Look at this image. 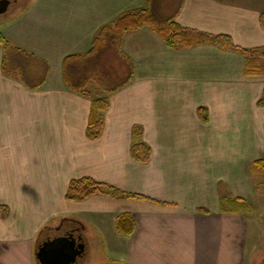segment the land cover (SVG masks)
<instances>
[{
	"label": "crops",
	"instance_id": "crops-1",
	"mask_svg": "<svg viewBox=\"0 0 264 264\" xmlns=\"http://www.w3.org/2000/svg\"><path fill=\"white\" fill-rule=\"evenodd\" d=\"M145 6L242 47L264 45V0H30L4 33L49 69L40 87L27 86L4 73L0 44V264H38L44 227L47 241L81 236V256L97 253L94 264L264 262L253 246L264 229V170L253 169L264 159V75H246L241 54L212 44L173 49L147 26L126 32L117 56L131 64V80L109 96L100 137L86 136L91 98L66 86L63 60ZM134 125L151 146L147 163L131 156ZM83 176L160 203L68 199L70 181ZM236 198L249 209L234 211ZM123 212L135 223L130 235L117 227Z\"/></svg>",
	"mask_w": 264,
	"mask_h": 264
},
{
	"label": "trees",
	"instance_id": "trees-1",
	"mask_svg": "<svg viewBox=\"0 0 264 264\" xmlns=\"http://www.w3.org/2000/svg\"><path fill=\"white\" fill-rule=\"evenodd\" d=\"M260 24L264 28V11L260 14ZM142 26L151 28L173 49H184L200 44H212L223 50H233L244 57V72L246 75H264V45L256 47H242L236 45L228 34H211L198 29L180 25L172 19L158 17L150 7L132 9L119 14L113 21L100 27L93 38L92 47L88 52L68 55L63 60V77L66 86L82 95L91 98V111L86 129V136L90 139L100 137L104 127L103 113L109 107V96L125 86L132 77V66L128 62L126 78L117 83H112L111 78L99 69H91L83 73L78 70L84 68L87 61L105 49L113 50L119 57L122 55V41L124 34ZM0 44L4 49V73L13 78L20 79L31 88L40 87L46 80L49 65L46 60L30 53L20 46L14 45L0 33ZM90 84L97 87L94 97L88 89ZM258 104H264V89ZM198 113L207 119V108L199 107ZM131 156L142 163H147L151 157V146L143 138V127H132ZM254 171L264 170V159L256 160L253 164ZM107 194L114 198L138 197L147 198L137 193H130L120 188L99 181L91 176H83L70 181L66 192L68 199H84L93 194ZM234 211L249 209L248 203L238 198L228 200ZM158 202V201H156ZM160 203V202H158ZM118 230L124 235L134 231L135 223L132 216L123 212L118 215ZM47 229L40 230L37 238V247L47 241ZM39 264V263H38Z\"/></svg>",
	"mask_w": 264,
	"mask_h": 264
},
{
	"label": "rangeland",
	"instance_id": "rangeland-1",
	"mask_svg": "<svg viewBox=\"0 0 264 264\" xmlns=\"http://www.w3.org/2000/svg\"><path fill=\"white\" fill-rule=\"evenodd\" d=\"M29 1L30 0H17V1L12 0V4L8 8V10L0 14V33L4 37H6L7 40L10 41V39L4 33V26L6 25V23L11 22L14 18H16V16L20 15L21 12L29 5ZM91 69L92 70L99 69L102 72L106 73L107 75H109L108 77L111 78L112 83L123 81L128 74V67H126V65L122 61H120V59H118L117 54L109 48L97 54L95 57L89 59L86 65H84V68H81L80 70H78V73H83ZM88 89L92 92L94 97L97 96L96 94L97 87L95 86V84H90ZM258 207L260 211H262L261 213L262 215L264 213V203ZM260 219L264 221V214L260 216ZM47 233L49 234V236H51L50 232H47ZM261 233L263 235L259 237V240L255 242L253 241L254 243L253 246L257 245V248L260 247V249L257 250L256 254L254 253V256H256L257 259L260 258L264 252V229L262 230ZM96 256H97V253H94L93 251L92 252L87 251L84 256L78 257L77 262L79 264H86L88 262L87 261L88 259L91 262L94 261L92 263L94 264L96 263ZM252 264H264V262H260V263L254 262Z\"/></svg>",
	"mask_w": 264,
	"mask_h": 264
},
{
	"label": "water",
	"instance_id": "water-1",
	"mask_svg": "<svg viewBox=\"0 0 264 264\" xmlns=\"http://www.w3.org/2000/svg\"><path fill=\"white\" fill-rule=\"evenodd\" d=\"M8 0H0V13L7 10ZM85 249L81 236L72 232L44 241L36 250V259L40 264H75Z\"/></svg>",
	"mask_w": 264,
	"mask_h": 264
},
{
	"label": "flooded vegetation",
	"instance_id": "flooded-vegetation-1",
	"mask_svg": "<svg viewBox=\"0 0 264 264\" xmlns=\"http://www.w3.org/2000/svg\"><path fill=\"white\" fill-rule=\"evenodd\" d=\"M14 1H17V0H14ZM11 4H12V0H8V7H7V10H8V8L10 7ZM4 12H6V11H4ZM0 14H2V13H0Z\"/></svg>",
	"mask_w": 264,
	"mask_h": 264
}]
</instances>
